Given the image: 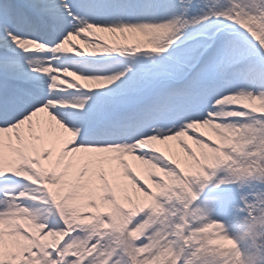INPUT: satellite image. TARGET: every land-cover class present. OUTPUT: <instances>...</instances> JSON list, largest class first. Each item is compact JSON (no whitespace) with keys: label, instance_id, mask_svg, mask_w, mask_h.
<instances>
[{"label":"snow or ice","instance_id":"6c2138e0","mask_svg":"<svg viewBox=\"0 0 264 264\" xmlns=\"http://www.w3.org/2000/svg\"><path fill=\"white\" fill-rule=\"evenodd\" d=\"M239 11L233 0L0 4V157L19 169L0 171V214L7 219L26 209L40 226L35 237L5 226L0 264H94L103 250L105 241L95 234L86 241L91 254L81 255L84 237L94 230L70 223L45 182L62 181L75 204L102 203L124 190L149 193L164 174L184 179V162L194 152L217 147L199 127L205 122L264 130V113L224 103L230 97L264 99V42L235 19ZM38 169L47 173L44 182ZM203 171L199 183L188 178L195 199L185 200L184 235L209 222L231 235L240 209L255 211L253 201L264 199V178L226 179L228 165ZM192 210L203 219H193ZM149 214L146 208L134 216L128 231ZM157 227L129 245L144 248ZM192 251L186 248L177 264H186ZM122 256L116 249L108 264H122Z\"/></svg>","mask_w":264,"mask_h":264},{"label":"rangeland","instance_id":"374dc122","mask_svg":"<svg viewBox=\"0 0 264 264\" xmlns=\"http://www.w3.org/2000/svg\"><path fill=\"white\" fill-rule=\"evenodd\" d=\"M241 4L244 5L243 8ZM233 6L240 8L235 19L247 27L256 39L264 42V11H260L264 9V0H233ZM257 11L260 14L254 15L253 13ZM226 99L229 101L224 103L241 104L250 108L252 112L264 113V99L246 96ZM222 114L236 115V113L228 112ZM199 127L215 140L217 147L215 149L204 147L194 152L184 162L182 169L184 179L175 174H164L161 182L150 185L149 193H134L141 197V203H131L130 199L127 201L125 196L132 193L127 190L120 194L124 202L121 201L120 207L112 204L115 196L111 200L103 201L104 212L101 214L92 207L93 203L90 202L75 204L69 199L63 203L52 201L62 214L68 213L66 219L70 223H79L93 228L94 231L84 237L85 243L78 249L82 256L90 255L92 251L86 249V241L95 234H101L105 244L94 264H108L116 249H121L124 253L121 257L122 264H128L129 259L131 264H177L179 255L186 248L194 249L186 264H264V241L259 234L264 231V199L253 201L255 211L251 206L240 209V215L229 226L231 235L226 233L224 226L215 222L205 223L202 227L193 230L190 235H184V230L189 224V208L185 200L189 197L195 199L189 177L193 182L199 183L200 179L205 177L203 171L205 167L216 168L219 165H228L230 172L226 179L264 178V130L251 125H242L237 128L233 125H216L211 122H205ZM226 148L230 149L236 158L225 152ZM248 148L253 150L246 151ZM117 197L120 199L119 195ZM160 197L165 198L170 207L165 208L158 199ZM110 202L111 207L107 206ZM177 204L183 205V212L176 206ZM146 208L150 209L148 218L132 231H128L131 219ZM17 210L10 213L7 218L31 232L34 237L38 236L40 226L35 224L31 214L21 219V215H16ZM42 211L43 209H37L38 213ZM83 211H89L90 214H85ZM192 213L193 219H203L195 210H192ZM105 215L108 217L107 220L102 219ZM177 215L180 217L179 222L171 223ZM4 219L3 214H0V242L3 240L4 228L8 226L3 223ZM157 225L159 227L144 248L129 245V241L138 239L147 228ZM169 236L175 238L169 239ZM145 252L149 255L138 259L143 257Z\"/></svg>","mask_w":264,"mask_h":264},{"label":"bare ground","instance_id":"6f19581e","mask_svg":"<svg viewBox=\"0 0 264 264\" xmlns=\"http://www.w3.org/2000/svg\"><path fill=\"white\" fill-rule=\"evenodd\" d=\"M3 3H4V0H0V4H3ZM225 101H229V99H226ZM7 169H12V170L17 169V171H19L18 164L7 163L2 157H0V171L7 170ZM38 174L40 175L41 182H44L46 180V175H47L46 171L42 170V169H38ZM34 182H36V181H34ZM45 190H46L47 194L51 197L52 201L55 200V201H60L61 203H63V202H66L68 199L73 201L75 198L73 192L67 190L62 181L57 182L54 185H50V184L45 182ZM119 197H120V199L117 196H115V199H112V201H113L112 204L116 205L115 207H120L122 204L121 201L123 202L121 195H119ZM31 198L34 200H37V201H40L43 199L42 196H32ZM125 198L127 199V201L130 199V202L134 203V204L141 203V200H142L139 195L136 196L134 193H128V195H126ZM88 202L93 203L92 207L94 209H96L98 213L101 214L104 212V210L102 209V208H104L102 203L96 202V200L94 198L90 199ZM112 204L110 202L107 206L111 207ZM83 213L88 214V215L90 214L89 211H87V212L83 211ZM17 214L21 215L20 218L23 219V218H27L29 212L26 209H18L16 215ZM13 219H15V218L13 217ZM3 223H5L6 225L11 226V227L18 226L17 223L13 222L10 218L4 219Z\"/></svg>","mask_w":264,"mask_h":264},{"label":"trees","instance_id":"16d2710c","mask_svg":"<svg viewBox=\"0 0 264 264\" xmlns=\"http://www.w3.org/2000/svg\"><path fill=\"white\" fill-rule=\"evenodd\" d=\"M259 234L262 235L261 240L264 241V231L263 232H259Z\"/></svg>","mask_w":264,"mask_h":264}]
</instances>
